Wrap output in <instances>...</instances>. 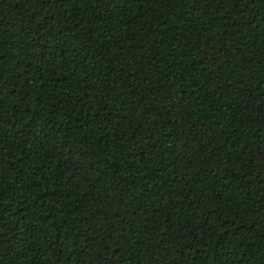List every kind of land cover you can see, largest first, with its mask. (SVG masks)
Masks as SVG:
<instances>
[{
    "label": "trees",
    "instance_id": "obj_1",
    "mask_svg": "<svg viewBox=\"0 0 264 264\" xmlns=\"http://www.w3.org/2000/svg\"><path fill=\"white\" fill-rule=\"evenodd\" d=\"M0 264H264V0H0Z\"/></svg>",
    "mask_w": 264,
    "mask_h": 264
}]
</instances>
